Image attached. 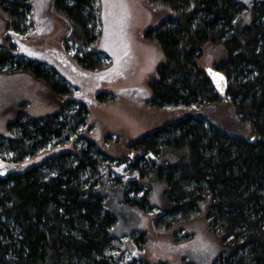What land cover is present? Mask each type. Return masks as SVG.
I'll return each mask as SVG.
<instances>
[{
	"label": "trees",
	"instance_id": "obj_1",
	"mask_svg": "<svg viewBox=\"0 0 264 264\" xmlns=\"http://www.w3.org/2000/svg\"><path fill=\"white\" fill-rule=\"evenodd\" d=\"M52 1L56 13L74 29L72 42L96 40L92 24L98 19L97 0ZM149 1L174 14L145 33L165 58L150 82L153 107L201 109L229 98L252 136L232 134L207 115L190 114L169 122L127 145L131 154H137L127 160L136 178L124 190V201L150 211L154 208L150 190L144 191V186L163 184L166 203L157 224L166 227L172 221L164 217L180 215L175 220L185 221L206 202L210 228L224 234L227 249L213 264H264V2L254 0L252 22L241 26L244 8L236 0ZM0 8L15 25L32 5L29 0H0ZM207 44L226 51L225 59L212 68L227 77L225 99L199 63ZM13 57L0 51V67L8 66ZM86 60L78 62L96 69V63ZM33 62L18 68L45 82L53 93L66 96V85ZM87 109L81 103L78 110L67 113L76 123L73 126L61 119L60 111L10 127L17 134L6 138L7 146L0 137V161L7 162L5 148H11L14 160L20 162L51 144L69 143L80 132ZM93 146L89 140L86 146L75 145L72 151L22 171H0V264H119L109 254L117 249V239L109 232L116 218L106 210V197L98 189L99 170L109 157ZM144 242V235L136 240Z\"/></svg>",
	"mask_w": 264,
	"mask_h": 264
},
{
	"label": "rangeland",
	"instance_id": "obj_2",
	"mask_svg": "<svg viewBox=\"0 0 264 264\" xmlns=\"http://www.w3.org/2000/svg\"><path fill=\"white\" fill-rule=\"evenodd\" d=\"M236 1L244 8L241 26H247L252 22L254 0ZM29 2L31 12L15 25L0 8V51L14 55L8 66L0 67L1 139L7 146L6 138L17 134L10 127L60 111L61 119L73 126L76 123L67 113L78 110L81 103L88 108V113L80 132L73 135L69 143L51 144L36 156L20 162L14 160L16 154L11 148H5L7 162L0 161V171H22L32 163L93 141V147L109 157L99 170L98 187L106 197V210L116 218V225L109 232L117 239V249L109 254L119 264H213L227 249L224 234L210 228L206 202L200 212L192 210L185 221L175 220L180 215L164 217L172 221L171 226L166 227L157 224L166 203L163 184L155 182L151 187L144 186V191L150 190L149 203L154 207L150 211L126 204L123 195L124 190L131 187L130 179L136 178L127 160L137 154H131L127 145L169 122L190 114L207 115L232 134L244 138L252 136L250 128L240 123L229 98L201 109L153 107L150 82L157 77V69L165 58L160 46L145 33L168 20L173 12L149 0H122L126 16L122 25L116 27L111 17L105 20V0H97L98 19L92 24L97 38L91 44H76L70 40L74 31L71 23L56 13L52 0ZM106 28L108 50H105ZM202 52L199 63L206 70L214 68L226 56L224 48L217 45L207 44ZM79 58L93 61L96 69L82 65ZM29 61L40 64L56 81L66 85V96L53 93L45 82L18 68L19 64ZM99 95L105 100H100ZM129 195L132 196V192ZM141 235L145 242L136 243Z\"/></svg>",
	"mask_w": 264,
	"mask_h": 264
},
{
	"label": "snow or ice",
	"instance_id": "obj_3",
	"mask_svg": "<svg viewBox=\"0 0 264 264\" xmlns=\"http://www.w3.org/2000/svg\"><path fill=\"white\" fill-rule=\"evenodd\" d=\"M125 5L122 0H105V20L108 21V18L111 17L114 26L118 27L122 25L123 20L125 19L126 13L124 12ZM111 9V11H109ZM106 34V42H105V50H108L107 45V36L109 34L108 29H105ZM215 76V74H212ZM222 79V78H221Z\"/></svg>",
	"mask_w": 264,
	"mask_h": 264
},
{
	"label": "water",
	"instance_id": "obj_4",
	"mask_svg": "<svg viewBox=\"0 0 264 264\" xmlns=\"http://www.w3.org/2000/svg\"><path fill=\"white\" fill-rule=\"evenodd\" d=\"M208 72L210 74L213 86L216 89V92H218L219 97L221 99H225L227 97V87H228V80L224 73L218 72L212 69H208ZM212 74H215L212 75ZM222 78V79H221Z\"/></svg>",
	"mask_w": 264,
	"mask_h": 264
}]
</instances>
